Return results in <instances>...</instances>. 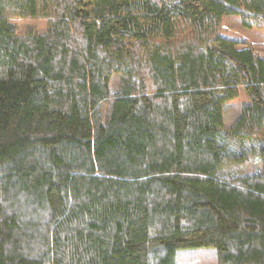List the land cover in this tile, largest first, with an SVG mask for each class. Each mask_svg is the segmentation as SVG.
Returning a JSON list of instances; mask_svg holds the SVG:
<instances>
[{"label": "trees", "instance_id": "1", "mask_svg": "<svg viewBox=\"0 0 264 264\" xmlns=\"http://www.w3.org/2000/svg\"><path fill=\"white\" fill-rule=\"evenodd\" d=\"M232 16L264 0H0V264H264V62Z\"/></svg>", "mask_w": 264, "mask_h": 264}, {"label": "rangeland", "instance_id": "2", "mask_svg": "<svg viewBox=\"0 0 264 264\" xmlns=\"http://www.w3.org/2000/svg\"><path fill=\"white\" fill-rule=\"evenodd\" d=\"M12 21L16 25L18 36L30 30L42 33L45 29L44 20L13 17ZM221 33L223 36L236 41L246 42V46H249L256 56L264 62V25L261 29H246L241 25L237 17L232 16L224 18L221 25ZM247 103V98L241 91L237 99L225 106L224 120L226 128H230L234 124L241 109ZM177 264H217L216 251L214 249L180 251L177 254Z\"/></svg>", "mask_w": 264, "mask_h": 264}]
</instances>
